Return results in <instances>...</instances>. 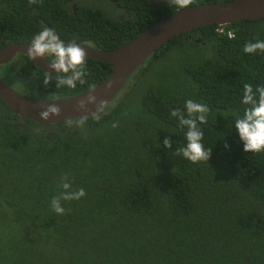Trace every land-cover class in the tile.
<instances>
[{
    "label": "trees",
    "instance_id": "16d2710c",
    "mask_svg": "<svg viewBox=\"0 0 264 264\" xmlns=\"http://www.w3.org/2000/svg\"><path fill=\"white\" fill-rule=\"evenodd\" d=\"M219 1L228 0L190 6ZM109 2L128 19L105 15ZM176 10L167 0H0V48L30 43L49 27L65 42L109 51ZM217 27L169 39L135 69L131 87L100 119L92 116L82 128L79 119L32 122L0 100V264H264V152H245L234 127L247 107L243 85L264 86V53L243 52L246 42L264 40V17ZM22 56L5 72L35 78L37 92L59 98L112 70L87 59L84 84L57 88L55 80L45 86L46 72ZM188 99L211 109L200 125L202 143L212 148L208 162L175 154L186 129L170 110ZM114 121L119 127L112 128ZM165 138L174 141L172 149L163 146ZM65 174L86 195L62 201L66 213L57 215L51 199Z\"/></svg>",
    "mask_w": 264,
    "mask_h": 264
},
{
    "label": "clouds",
    "instance_id": "9594fccd",
    "mask_svg": "<svg viewBox=\"0 0 264 264\" xmlns=\"http://www.w3.org/2000/svg\"><path fill=\"white\" fill-rule=\"evenodd\" d=\"M170 7L178 10L187 9L193 3V0H167ZM42 3V0H29L30 5ZM124 14V13H123ZM125 16V15H124ZM126 18L125 20H127ZM219 32L223 30L224 25H217ZM231 36V33H229ZM243 52L247 54L264 53V40L254 39L245 43ZM29 59L37 60V58H45L51 56L53 59L49 64V68L54 69L59 75L53 77V71H48L43 77L45 86L49 85L52 80L56 81V87H67L75 89L77 82L84 84L87 74V53L85 48L81 47L75 40L65 42L55 32L54 29L45 27L38 32L29 43L27 49ZM107 88H111L109 83ZM242 103L247 107L243 114L236 117L234 127L239 134L240 140L243 142V150L248 153L264 152V86L253 88L251 83L243 85ZM106 104L105 100H98L95 89H91L85 99H80L77 104V110L84 113L91 112L96 119H100V112ZM89 105H95L96 110L93 112ZM211 109L205 103L197 102L193 99L185 101L184 107L172 108L170 110L171 117L178 121L181 129H186V143L176 149V155H182L191 163L208 162L212 148H205L202 143L204 132L200 125L207 124ZM61 108L55 104L43 105L39 115L44 121L50 119L51 116H59ZM87 114L81 115V118L75 122L77 127H84L87 123ZM112 128L119 127V122L114 121ZM174 141L171 138L163 140V146L166 149H172ZM226 147H230L226 145ZM60 188L62 191L51 199V208L57 215L66 213L62 201H79L86 195L83 188L73 189L72 181L68 174L61 178Z\"/></svg>",
    "mask_w": 264,
    "mask_h": 264
},
{
    "label": "water",
    "instance_id": "95a60500",
    "mask_svg": "<svg viewBox=\"0 0 264 264\" xmlns=\"http://www.w3.org/2000/svg\"><path fill=\"white\" fill-rule=\"evenodd\" d=\"M264 17V0H228L212 3H203L190 6L187 9L176 10L144 29L130 41L109 51H103L89 44L78 43L85 48L87 59H97L112 65L111 72L94 86L59 99H34L27 97L12 89L0 77V100L14 115L32 122L51 125L80 119L87 114V119L92 117L91 112L84 113L77 110L80 99H85L91 89H95L98 100L106 101V105L119 93L125 82L135 69L146 58L163 46L169 39L183 32L191 31L206 25H227L238 20H258ZM29 43L8 44L0 48V67L9 63L16 54L27 56ZM28 57V56H27ZM42 71L55 70L49 68L50 60L46 58L31 59ZM111 83L112 87L106 86ZM55 104L61 108L59 116L53 115L44 121L39 115L43 105ZM94 112L95 105H89ZM103 108V109H104Z\"/></svg>",
    "mask_w": 264,
    "mask_h": 264
},
{
    "label": "rangeland",
    "instance_id": "374dc122",
    "mask_svg": "<svg viewBox=\"0 0 264 264\" xmlns=\"http://www.w3.org/2000/svg\"><path fill=\"white\" fill-rule=\"evenodd\" d=\"M105 5H108L109 7H111V10H113V12L111 14L113 16L117 15L119 19H126V17L123 14V10H121V9H119L117 7L111 6V4H109V3H106ZM15 61H17V58L11 60V62H9L7 64H12ZM7 64H4V65H2L0 67V77L12 89H14L15 91H17V92H19V93H21V94H23V95H25L27 97H31V98H34V99H59L58 95H53V94H50V93H43L41 95L39 92H37V90L35 89V86L33 87V82L36 80L35 78H30V79L26 80V79H21L19 77H15L13 74L10 75V74L6 73L5 70H7V67H6ZM14 64H13V67H16L17 63H14ZM132 75L129 77V79L125 82V84L121 88L120 96H122L125 93L126 88L128 86L131 87V85H132V81H131ZM151 78H152L151 76H148V77L146 76V78L143 81L144 82L147 81V84H149V83H151L150 82ZM138 96H139V89L137 90V92L130 99V100L134 99L132 104H131V107H130V112H133V111L136 110V99L138 98ZM116 97H117V95H116ZM129 104H130V102H129Z\"/></svg>",
    "mask_w": 264,
    "mask_h": 264
},
{
    "label": "flooded vegetation",
    "instance_id": "af4514ba",
    "mask_svg": "<svg viewBox=\"0 0 264 264\" xmlns=\"http://www.w3.org/2000/svg\"><path fill=\"white\" fill-rule=\"evenodd\" d=\"M77 1H79V0H69V4H72V5H73L74 2H77ZM109 4H111V3L109 2ZM105 6H108V5H105ZM111 6L117 7V6H115L114 4L111 5ZM117 8H119V7H117ZM109 9H110V7L102 10L103 13H104L105 15H107L109 18H111V19H113V20H125V19H119L117 15L113 16V15L111 14V13L113 12V10H109ZM119 9H121V8H119ZM121 10H122V9H121ZM121 13H122V12H121ZM125 17L128 18L126 15H125ZM77 43H79V42H77ZM15 58H17V61H15L14 63H20L21 61H23V60H21V59L24 58V57H23L21 54H16L15 57H14L13 59H15ZM10 62H11V61H10ZM14 63H12V64H14ZM3 81H4V80H3Z\"/></svg>",
    "mask_w": 264,
    "mask_h": 264
},
{
    "label": "built area",
    "instance_id": "2783aa9c",
    "mask_svg": "<svg viewBox=\"0 0 264 264\" xmlns=\"http://www.w3.org/2000/svg\"><path fill=\"white\" fill-rule=\"evenodd\" d=\"M229 33H231V32H228V36H229ZM231 36H232V33H231ZM231 36H229V37H231Z\"/></svg>",
    "mask_w": 264,
    "mask_h": 264
}]
</instances>
